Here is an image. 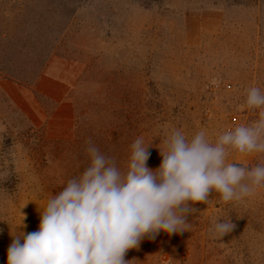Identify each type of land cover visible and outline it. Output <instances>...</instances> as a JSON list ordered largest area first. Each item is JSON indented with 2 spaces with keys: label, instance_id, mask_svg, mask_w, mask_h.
Segmentation results:
<instances>
[{
  "label": "rangeland",
  "instance_id": "1",
  "mask_svg": "<svg viewBox=\"0 0 264 264\" xmlns=\"http://www.w3.org/2000/svg\"><path fill=\"white\" fill-rule=\"evenodd\" d=\"M0 264H264V0H0Z\"/></svg>",
  "mask_w": 264,
  "mask_h": 264
},
{
  "label": "built area",
  "instance_id": "2",
  "mask_svg": "<svg viewBox=\"0 0 264 264\" xmlns=\"http://www.w3.org/2000/svg\"><path fill=\"white\" fill-rule=\"evenodd\" d=\"M236 148L241 153H250L255 150V144L251 141H241L237 144Z\"/></svg>",
  "mask_w": 264,
  "mask_h": 264
},
{
  "label": "trees",
  "instance_id": "3",
  "mask_svg": "<svg viewBox=\"0 0 264 264\" xmlns=\"http://www.w3.org/2000/svg\"><path fill=\"white\" fill-rule=\"evenodd\" d=\"M16 78H18V77H16Z\"/></svg>",
  "mask_w": 264,
  "mask_h": 264
}]
</instances>
